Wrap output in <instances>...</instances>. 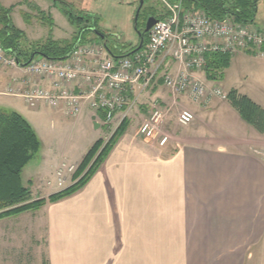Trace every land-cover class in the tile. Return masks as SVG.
I'll list each match as a JSON object with an SVG mask.
<instances>
[{
    "label": "crops",
    "instance_id": "obj_1",
    "mask_svg": "<svg viewBox=\"0 0 264 264\" xmlns=\"http://www.w3.org/2000/svg\"><path fill=\"white\" fill-rule=\"evenodd\" d=\"M238 56L249 55L238 54L231 64ZM157 68L149 85L141 81L128 88L129 101L115 114L116 126L125 118L144 122L156 108H180L195 114L194 129L166 134L170 139L161 146L129 127L83 189L38 209L47 228L48 264H264V135L229 101L210 98L199 107L187 95L173 94L162 76L181 68L168 54L158 58ZM230 68L215 81L204 70L191 75L221 88ZM15 72H0V87L19 76ZM242 81L238 74L226 91L264 108V81L246 93ZM43 106L39 103L36 112ZM13 111L43 139L27 114ZM82 113L97 123L98 112L88 105ZM207 126L210 134L201 133ZM91 139L71 156L44 162L33 191L42 197L58 192L55 171L63 163H80L97 136Z\"/></svg>",
    "mask_w": 264,
    "mask_h": 264
},
{
    "label": "built area",
    "instance_id": "obj_2",
    "mask_svg": "<svg viewBox=\"0 0 264 264\" xmlns=\"http://www.w3.org/2000/svg\"><path fill=\"white\" fill-rule=\"evenodd\" d=\"M163 2L170 9V15L151 28L141 50L119 60L110 56L103 45L88 43L79 45L66 60L37 58L20 67L16 57L0 45V64L18 68L28 78L26 82L15 76L4 94L23 99L30 108L39 103L54 110L62 108L65 116L73 119L88 105L94 112L104 111L103 125L112 129L115 114L128 104V88L141 81L149 85L157 77L158 58L168 54L181 68L162 76L164 85L173 94L187 95L197 104L216 97L227 100L221 88L210 90L204 82L194 78L191 71H202L206 55L211 53L233 57L244 53L264 60V32L229 17L212 19L202 11H188L166 0ZM163 116L162 109H154L140 129L141 135L161 146L170 139L158 133V123ZM195 119L192 111L183 110L178 122L189 126ZM75 170V165L63 163L55 171V181L63 186L67 176Z\"/></svg>",
    "mask_w": 264,
    "mask_h": 264
},
{
    "label": "rangeland",
    "instance_id": "obj_3",
    "mask_svg": "<svg viewBox=\"0 0 264 264\" xmlns=\"http://www.w3.org/2000/svg\"><path fill=\"white\" fill-rule=\"evenodd\" d=\"M166 1L171 5L184 9L179 2ZM0 3L11 9L13 24L23 32L26 41L30 45H43L49 41H71L77 35L78 29L70 23L66 14L67 9H72L77 14H86L92 19L96 18L99 30L108 35L112 41H116L119 46L134 47L140 41L134 21L140 0H0ZM150 7L155 10L154 13L148 11ZM257 9L256 17L251 25L264 32V0L259 2ZM168 12L170 13V9L163 0H145L142 15L146 16L141 17L139 28H143V20L148 14H154L155 17ZM49 18H51L53 25L50 24ZM95 37V34H87L86 36L88 41L97 40ZM124 51L129 50L126 48ZM244 57L240 58L238 56L234 58L232 64L230 63L231 68L229 67L230 69L227 72L228 82L221 84L222 91L226 95L229 93L226 91L228 90V84L238 74L243 79L240 87L243 93L247 92L249 86L258 87L264 81V60L251 55ZM37 58L41 57L37 55ZM13 70L18 74L20 72L19 76L22 81H28V78L18 68L0 64V72L11 73ZM13 76L8 86L12 84ZM6 86L4 82L0 87V108L6 110L17 108L27 114L28 118L33 121L39 135L43 138L41 140L39 137L42 142L39 154L23 170L22 183L30 190L33 200L46 199L48 197H42L40 193L33 191V182H35L40 168L44 166V162L47 163L50 158L59 157L64 153L69 156L70 152L71 156L75 150L79 149L80 145L92 140V136L93 138L97 136L96 141L102 139L103 146H105L117 128V123L114 122L112 129H108L103 125V118L99 117L97 123H100L101 128L96 129L90 116L84 117L83 113L77 118H68L62 108L54 110L45 105L36 112L35 108H28L23 99L5 95ZM213 100L221 103L228 101L217 97ZM196 106L202 107L203 105L196 104ZM163 111L164 116L158 123V133L161 135H173L183 129L188 131L194 129L192 124L189 126L179 124L178 117L182 112H179L180 108L172 110L167 108ZM127 120L129 121L128 129L129 127L141 129L143 122H140V118ZM218 122L216 121V123ZM209 123L214 128V122L212 123L210 120ZM199 130L201 133L210 134L211 126L201 127ZM72 165H75L77 170L79 163ZM74 173L67 176L66 183L63 186H59L56 182L59 191L73 183ZM43 220V216L37 210L27 211L0 220V264H48L46 257L48 236L46 223Z\"/></svg>",
    "mask_w": 264,
    "mask_h": 264
},
{
    "label": "trees",
    "instance_id": "obj_4",
    "mask_svg": "<svg viewBox=\"0 0 264 264\" xmlns=\"http://www.w3.org/2000/svg\"><path fill=\"white\" fill-rule=\"evenodd\" d=\"M179 2L184 10H201L212 19H223L229 17L240 24L253 23L259 2L261 0H170ZM145 4V1H144ZM144 7V6H143ZM143 8L138 18V27L142 16ZM148 11L154 13L152 7ZM66 14L72 26L78 29L77 35L71 40L49 41L43 45H30L26 41L23 32L15 27L11 19V9L0 3V45L11 56L16 57L19 65L28 63L37 55L54 61L63 60L76 46L89 42H95L105 47L106 51L114 59L119 60L128 56L134 51V47L119 46L105 35L96 24V18L77 14L72 9H67ZM149 15V14H148ZM144 18L145 27L149 16ZM170 13L155 16L158 20L167 18ZM45 18V17H44ZM47 19V18H45ZM53 25L51 18L48 19ZM91 21H93L91 23ZM135 21V20H134ZM87 34H95V41H88ZM98 34L105 36L101 40ZM148 34H145L144 46L148 41ZM140 40V39H139ZM143 46V47H144ZM129 51L125 52V49ZM124 49V50H123ZM132 56V55H131ZM231 55L211 53L206 55L204 72L206 78L215 81L222 77L224 70L230 67ZM227 100L232 104L240 117L251 125L259 134L264 135V108L256 104L248 96L240 95L232 90L227 94ZM98 117L104 118L105 112L98 111ZM129 126L127 118L123 119L113 132L111 139L103 146V140L99 139L88 150L78 165L73 175V183L65 189L53 193L48 198H31L30 190L22 183L24 168L33 160L40 151L42 142L33 126L17 111L0 108V220L19 215L27 211L38 210L48 203H57L73 196L83 189L93 176L101 168L110 152L114 149L118 140L126 133Z\"/></svg>",
    "mask_w": 264,
    "mask_h": 264
},
{
    "label": "water",
    "instance_id": "obj_5",
    "mask_svg": "<svg viewBox=\"0 0 264 264\" xmlns=\"http://www.w3.org/2000/svg\"><path fill=\"white\" fill-rule=\"evenodd\" d=\"M144 1H145V0H140V4H139V7H138L137 12H136V15H135V29H136V31H137V33H138L139 38H140V43H139V46H138L134 51H132L128 56H131V55L135 54L136 52H138L139 50H141V49L143 48V46H144V41H145V37H144V35H145V34H148V33L150 32L151 28H152V27L157 23V21H158V19L155 18L154 16H150V17H148V19H147V22H146L145 27H143V28H139V27H138V18H139L140 12H141V10H142V8H143V6H144ZM98 37H99L102 41L105 40V36L102 35V34H98ZM79 44H80V42H78V43L76 44V46L73 48V50L71 51V53H69V54H68L63 60L68 59V58L72 55V53L78 48ZM32 60H33V58H32L28 63L20 64L19 66H20V67H25V66H27ZM94 126H95L96 129H98V128L100 127V125H99L98 123H95Z\"/></svg>",
    "mask_w": 264,
    "mask_h": 264
}]
</instances>
